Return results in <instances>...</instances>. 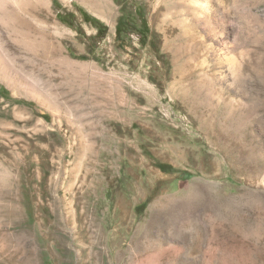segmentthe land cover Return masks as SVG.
Instances as JSON below:
<instances>
[{
    "label": "rangeland",
    "instance_id": "obj_1",
    "mask_svg": "<svg viewBox=\"0 0 264 264\" xmlns=\"http://www.w3.org/2000/svg\"><path fill=\"white\" fill-rule=\"evenodd\" d=\"M31 9L30 51L1 40L0 264H264V0Z\"/></svg>",
    "mask_w": 264,
    "mask_h": 264
},
{
    "label": "bare ground",
    "instance_id": "obj_2",
    "mask_svg": "<svg viewBox=\"0 0 264 264\" xmlns=\"http://www.w3.org/2000/svg\"><path fill=\"white\" fill-rule=\"evenodd\" d=\"M32 1L0 0V65H4L6 61V54L3 52H7V49L1 41L6 33L11 32L13 37L19 39V43L25 50H29L32 46V34L30 32ZM14 41L16 43L18 40L14 39ZM6 47L8 46L6 45Z\"/></svg>",
    "mask_w": 264,
    "mask_h": 264
},
{
    "label": "trees",
    "instance_id": "obj_3",
    "mask_svg": "<svg viewBox=\"0 0 264 264\" xmlns=\"http://www.w3.org/2000/svg\"><path fill=\"white\" fill-rule=\"evenodd\" d=\"M127 22H128V20H126L125 18H121L120 19V21H119V23L117 25V38H118V40L121 39V36L124 33V31H125L124 27L127 25ZM142 28L144 29L145 32L148 31V26H147L146 20H145V18H143V16H142ZM160 168L162 170H165V171L167 169H170V168H166V166H163V165H161Z\"/></svg>",
    "mask_w": 264,
    "mask_h": 264
}]
</instances>
